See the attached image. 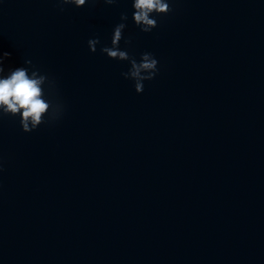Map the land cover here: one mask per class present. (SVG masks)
I'll list each match as a JSON object with an SVG mask.
<instances>
[{
	"label": "clouds",
	"instance_id": "9594fccd",
	"mask_svg": "<svg viewBox=\"0 0 264 264\" xmlns=\"http://www.w3.org/2000/svg\"><path fill=\"white\" fill-rule=\"evenodd\" d=\"M99 0H56L59 10L63 12L65 5H74L79 8L86 3H97ZM106 5H114L119 0H102ZM171 0H132V20L143 33H150L157 27L154 16L167 15L173 11ZM128 20L127 13H121L120 23L113 30L111 46L101 45L99 36L87 41L92 53L101 45L100 52L112 60L127 61L130 65L127 72L122 73L125 79L134 82L136 93L144 91V81H152L158 74V61L150 52H144L140 60L129 55L127 50L120 49V41L124 38V29ZM131 41L126 40L129 44ZM11 56L9 52H0V118L4 116H19L22 131L30 133L41 124L58 120L63 113V105L51 99L45 89L51 90L55 81L26 59L27 67L8 68L5 74V60ZM48 117L45 120V117Z\"/></svg>",
	"mask_w": 264,
	"mask_h": 264
}]
</instances>
